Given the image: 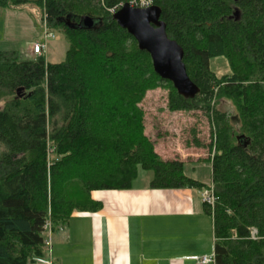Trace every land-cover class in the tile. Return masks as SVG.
Instances as JSON below:
<instances>
[{"label": "trees", "instance_id": "1", "mask_svg": "<svg viewBox=\"0 0 264 264\" xmlns=\"http://www.w3.org/2000/svg\"><path fill=\"white\" fill-rule=\"evenodd\" d=\"M135 1L0 0L2 9L34 6L43 32L46 25L68 43L60 64L0 52V100H8L0 109V264L44 260L48 216L54 230L76 211H99L91 193L128 190L140 169L153 174L154 190L213 184L216 205H204L215 225V263L264 264V0H149L184 50L200 89L194 99L161 79L114 20ZM84 18L98 25L85 29ZM216 58L227 60L230 74L212 71ZM158 88L169 91V111L202 110L212 119L209 185L186 176L183 163L162 160L146 136L141 104ZM20 89L28 93L23 99L15 98ZM215 89L236 116L213 107ZM72 182L81 185L78 197Z\"/></svg>", "mask_w": 264, "mask_h": 264}, {"label": "crops", "instance_id": "2", "mask_svg": "<svg viewBox=\"0 0 264 264\" xmlns=\"http://www.w3.org/2000/svg\"><path fill=\"white\" fill-rule=\"evenodd\" d=\"M31 7L3 10L7 19L14 15L28 18L30 28L42 33L39 10ZM157 146L156 152L166 159ZM177 155L180 160L166 161H179L186 176L205 185L211 183L210 162L198 163L208 164L211 175L209 181H202L186 174L187 167L197 172L193 161H186L188 154ZM147 173L143 176L140 170L128 190L92 192L91 200L102 208L97 212L76 211L66 226L52 230L44 264H197L191 258L213 257L215 225L206 212L201 191L154 190L150 187L153 174Z\"/></svg>", "mask_w": 264, "mask_h": 264}, {"label": "rangeland", "instance_id": "3", "mask_svg": "<svg viewBox=\"0 0 264 264\" xmlns=\"http://www.w3.org/2000/svg\"><path fill=\"white\" fill-rule=\"evenodd\" d=\"M29 8L32 7L29 6ZM1 9L0 7V50L17 52L22 59H35L36 56L29 53V50L33 48L36 41L42 39L43 31L41 33L40 30L38 32L32 30L29 19L22 15L18 17V15L13 16L10 13L14 18L7 19L4 10ZM111 13H113V10ZM97 25L98 23L95 26ZM67 50L68 43L65 36L56 31L55 39L50 40L49 50L45 57L48 55L47 61L51 64H60L65 60ZM210 67L219 77L230 74L229 64L224 58L212 59ZM27 94V92L21 91L20 98L23 99V95ZM217 94L218 89H215L216 97L213 107L221 113H226L230 118L236 116L237 112L233 104L226 100L218 101ZM15 98H18L17 95ZM7 102V98L0 100V109H3ZM168 102L169 91L167 89L158 88L147 92L141 104L145 113L146 136L158 145L157 148L160 152H165L164 157L166 159L160 156L162 160L166 161L169 158L180 160L181 158L177 154L184 152L188 154L186 161L192 160L191 163L195 164L193 167H196L195 170L197 171L195 174L192 168L187 167L186 174L193 175L202 181H209L211 175L208 164L198 163L200 161L210 162L214 158L215 147L214 150H211V144H215L216 129L213 127L212 119L202 110L189 113L171 112L169 111ZM52 158V155L49 156V161ZM147 174L143 171V176H147ZM69 188L70 192L75 194L76 197L81 193V185L78 182L70 183Z\"/></svg>", "mask_w": 264, "mask_h": 264}, {"label": "water", "instance_id": "4", "mask_svg": "<svg viewBox=\"0 0 264 264\" xmlns=\"http://www.w3.org/2000/svg\"><path fill=\"white\" fill-rule=\"evenodd\" d=\"M114 20L136 40L141 51L151 56L155 73L172 83L180 96L194 99L199 95V87L188 76L184 50L176 41L168 38L158 7L142 9L127 4L115 13ZM95 25L96 22L90 18L82 20L85 29H93ZM21 91L24 90L18 91V98Z\"/></svg>", "mask_w": 264, "mask_h": 264}, {"label": "built area", "instance_id": "5", "mask_svg": "<svg viewBox=\"0 0 264 264\" xmlns=\"http://www.w3.org/2000/svg\"><path fill=\"white\" fill-rule=\"evenodd\" d=\"M134 8H150L152 6V2L149 0H136L135 2L132 3L131 5ZM114 13V11H113ZM54 39V35L48 31L46 25H44V32H43V40L41 43L35 44L32 48V54L36 57L40 56H45L48 52L49 49V42L50 40ZM201 196H202V201L205 205L211 207L214 209L216 205V197H215V191L213 184H211L208 188L204 189L201 191ZM52 230H53V225L51 221V217L47 219L45 225H44V234L46 236V246L49 248L50 246V240H51V235H52ZM257 231L252 230V237L256 238ZM193 261H195L197 264H215V257H194L191 258ZM37 263L39 264H44L46 263L42 259L36 260Z\"/></svg>", "mask_w": 264, "mask_h": 264}]
</instances>
